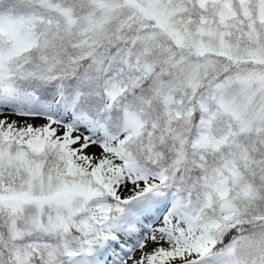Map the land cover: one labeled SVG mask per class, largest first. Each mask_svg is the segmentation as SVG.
<instances>
[{
	"label": "snow or ice",
	"instance_id": "6c2138e0",
	"mask_svg": "<svg viewBox=\"0 0 264 264\" xmlns=\"http://www.w3.org/2000/svg\"><path fill=\"white\" fill-rule=\"evenodd\" d=\"M0 264H264V0H0Z\"/></svg>",
	"mask_w": 264,
	"mask_h": 264
}]
</instances>
